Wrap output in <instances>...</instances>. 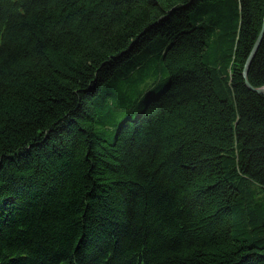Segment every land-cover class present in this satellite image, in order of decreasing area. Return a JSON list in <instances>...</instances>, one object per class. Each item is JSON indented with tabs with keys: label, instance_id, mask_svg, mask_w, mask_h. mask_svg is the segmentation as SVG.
<instances>
[{
	"label": "trees",
	"instance_id": "16d2710c",
	"mask_svg": "<svg viewBox=\"0 0 264 264\" xmlns=\"http://www.w3.org/2000/svg\"><path fill=\"white\" fill-rule=\"evenodd\" d=\"M263 24L264 0H0V264H264Z\"/></svg>",
	"mask_w": 264,
	"mask_h": 264
},
{
	"label": "water",
	"instance_id": "95a60500",
	"mask_svg": "<svg viewBox=\"0 0 264 264\" xmlns=\"http://www.w3.org/2000/svg\"><path fill=\"white\" fill-rule=\"evenodd\" d=\"M263 34H264V24H263L262 31H261L260 35L258 36V39L255 42V44H254V46L252 48V51L250 52V55L248 56L247 61H246L245 65H244V69H243V76H244V80H245L246 85L250 89H252L254 91H257L259 93H262V94H264V86L256 87V86H253L250 83V81L248 79V69H249L250 63H251V61H252V59H253V57H254V55H255L258 47H259V44L261 42V39H262Z\"/></svg>",
	"mask_w": 264,
	"mask_h": 264
}]
</instances>
